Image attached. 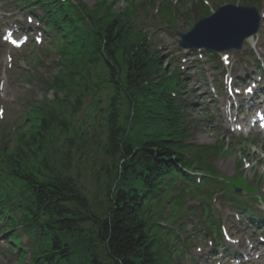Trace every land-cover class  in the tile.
<instances>
[{
  "label": "trees",
  "instance_id": "obj_1",
  "mask_svg": "<svg viewBox=\"0 0 264 264\" xmlns=\"http://www.w3.org/2000/svg\"><path fill=\"white\" fill-rule=\"evenodd\" d=\"M118 25L119 23L110 26L107 32L101 34L102 40L97 47L98 60L102 61L107 56L116 58L117 55L122 54L123 58L131 63L135 59L138 61L140 59L142 63L148 58L147 53L133 51L127 53L129 46L124 44L128 42L125 40L123 44L120 36L115 33L114 28ZM70 52L73 57H76L79 49L74 46ZM113 123L116 125L115 118ZM137 124L141 128H148L146 122ZM115 132L118 154L125 161L120 163L119 168L117 164L111 171L112 174L105 180L107 197L102 199L99 195H94L92 201L100 203L99 205H89L91 201L87 197L78 196L61 178L49 183L47 188L44 185H38L41 200V191L50 189L54 195V201L59 204V227L53 234L55 249L64 252L65 264H153L152 257L145 245V222L141 225L136 217L137 195L131 197V193L120 195L117 193L114 196L111 184L115 182L124 188L132 180L145 190L152 189L154 187L153 179L160 175L168 163H171L170 151L163 143L164 133L160 131H154L151 134L152 140L143 141L137 146L136 151H134V146L121 141L120 127H116ZM119 155H117L118 159H120ZM8 166L16 175L15 167L10 164ZM3 179L0 174V181ZM108 204L115 205L108 207ZM85 210H89L91 219L88 220L100 226L102 250L96 249L93 238L87 236L83 230V225L86 222L81 218V214H87Z\"/></svg>",
  "mask_w": 264,
  "mask_h": 264
},
{
  "label": "rangeland",
  "instance_id": "obj_2",
  "mask_svg": "<svg viewBox=\"0 0 264 264\" xmlns=\"http://www.w3.org/2000/svg\"><path fill=\"white\" fill-rule=\"evenodd\" d=\"M125 4H121V7H124ZM122 9V8H121ZM2 9L0 10V19L3 18ZM1 26V25H0ZM1 33V32H0ZM5 50L0 48V59L4 56ZM168 63L167 60H165ZM16 63V60L14 61ZM4 67L0 66V78L3 77ZM14 74H12L8 81L4 80L5 87L4 90L1 92L0 96V107H5L6 110L13 111L14 113H21L23 112L31 100H23V97L26 95H22L15 89L16 81L14 80V76L16 74V69L14 68ZM41 97L40 95H34V100H39ZM101 139V140H100ZM104 138H99L96 142H93L90 145L89 153H93V149L96 148L100 144H104ZM239 161V153L234 152V155L231 158H215L212 159V167L216 168L217 170L224 173L225 170H229L235 166L236 163ZM264 162V161H263ZM99 162H94L93 160L90 163H85L83 165V172L77 174V179L85 182L86 184L92 186L93 182L95 181V175L99 171ZM257 173L263 179V193H264V166H260L257 169ZM85 185V184H84ZM84 187V186H83ZM89 188V186H86ZM189 206H192V200L188 201ZM224 218L226 220V227L229 231H231V226L233 223V216L231 211H226L224 213ZM213 231V230H210ZM216 233L214 229V234ZM199 250V251H198ZM261 250V249H259ZM187 253L185 254L184 261L191 262V261H201L208 257L213 252V248L210 247L209 241L202 240L201 242H196L189 248H187ZM214 255L216 253H213ZM262 258H264V252L262 253ZM251 264H260L258 261L253 262Z\"/></svg>",
  "mask_w": 264,
  "mask_h": 264
},
{
  "label": "bare ground",
  "instance_id": "obj_3",
  "mask_svg": "<svg viewBox=\"0 0 264 264\" xmlns=\"http://www.w3.org/2000/svg\"><path fill=\"white\" fill-rule=\"evenodd\" d=\"M260 212H263L264 213V211H260ZM264 216V215H263Z\"/></svg>",
  "mask_w": 264,
  "mask_h": 264
},
{
  "label": "snow or ice",
  "instance_id": "obj_4",
  "mask_svg": "<svg viewBox=\"0 0 264 264\" xmlns=\"http://www.w3.org/2000/svg\"><path fill=\"white\" fill-rule=\"evenodd\" d=\"M248 91H251V89H249Z\"/></svg>",
  "mask_w": 264,
  "mask_h": 264
}]
</instances>
